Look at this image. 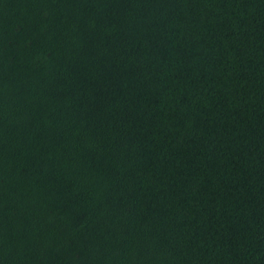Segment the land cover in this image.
Returning a JSON list of instances; mask_svg holds the SVG:
<instances>
[{
	"label": "trees",
	"instance_id": "obj_1",
	"mask_svg": "<svg viewBox=\"0 0 264 264\" xmlns=\"http://www.w3.org/2000/svg\"><path fill=\"white\" fill-rule=\"evenodd\" d=\"M0 264H264V0H0Z\"/></svg>",
	"mask_w": 264,
	"mask_h": 264
}]
</instances>
